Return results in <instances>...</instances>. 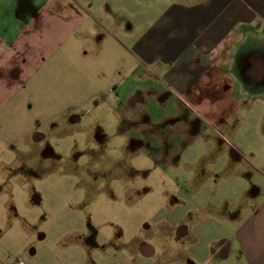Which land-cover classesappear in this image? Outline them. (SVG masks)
<instances>
[{
    "label": "crops",
    "instance_id": "crops-1",
    "mask_svg": "<svg viewBox=\"0 0 264 264\" xmlns=\"http://www.w3.org/2000/svg\"><path fill=\"white\" fill-rule=\"evenodd\" d=\"M74 84L115 93L128 124L154 125L158 112L163 127L212 132L195 140L219 154L193 202L209 214L190 261L221 250L223 264H264V0H0V133L33 109L25 102L68 99ZM139 243L137 259L94 239L45 251L30 243L16 257L0 251V264H149L155 249Z\"/></svg>",
    "mask_w": 264,
    "mask_h": 264
},
{
    "label": "rangeland",
    "instance_id": "rangeland-1",
    "mask_svg": "<svg viewBox=\"0 0 264 264\" xmlns=\"http://www.w3.org/2000/svg\"><path fill=\"white\" fill-rule=\"evenodd\" d=\"M126 60L120 53V65ZM71 88L79 91L78 84ZM93 93L27 101L33 109L10 121L18 127H3L0 251L16 257L30 243L45 251L59 241L94 239L101 252L134 251L137 259L141 241L155 249L149 264H178L179 252L183 264H223L221 250L208 262L192 263L189 256L193 230L206 236L199 223L209 214L193 202L207 193V158L219 154L217 147H200L205 139L195 141L202 127L195 135L174 122L163 127L158 112L154 125L137 127L116 111L115 93ZM177 130L183 147L172 142Z\"/></svg>",
    "mask_w": 264,
    "mask_h": 264
}]
</instances>
